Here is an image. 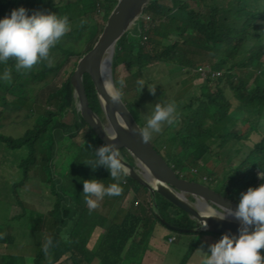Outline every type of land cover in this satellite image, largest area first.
<instances>
[{
  "label": "trees",
  "instance_id": "trees-1",
  "mask_svg": "<svg viewBox=\"0 0 264 264\" xmlns=\"http://www.w3.org/2000/svg\"><path fill=\"white\" fill-rule=\"evenodd\" d=\"M59 1L0 0V17L24 6L29 13L39 10L67 16L70 25L50 50L51 65L40 61L25 71L15 69L14 58L0 63V74L8 70L11 77L9 81L0 79V118L15 114L12 118L22 123L20 135L0 133V143L10 150L26 149V155L17 162L21 176L11 185L16 206L12 217L25 213L17 190L26 183L30 171L48 186L53 196L51 208L33 220L32 232L42 234V246L31 248L33 252L0 254V264H56L66 252L71 264H89L96 257L97 264H124L123 259L130 261L143 237L161 222L152 211L148 190L128 177L122 180L126 184L124 193H136L128 207L118 204L105 214L88 210L82 181L96 178L107 185L114 181L104 166L92 168L86 164H94L95 150L104 144L75 114L69 86V76L78 58L92 47L116 1ZM169 1L170 5L166 0H149L142 13L148 18L140 17L137 27L117 41L113 80L120 77L115 72L119 65L134 79L135 97L127 96L132 86L126 80L121 96L132 113L149 97L140 95L142 86L137 84L141 79L145 85L148 83L141 77L146 69L162 62L173 65L179 74H190L207 64L211 71L203 78L196 71L195 76L204 79L199 93L179 108V126L165 138L167 154L162 156L178 176L188 180L202 178L194 168L204 166L203 171L215 180L217 187L207 185L238 202L241 192L264 182L259 175L264 174V0H197L205 8L204 13L187 0ZM80 14L87 18L89 15V23L74 27ZM86 27L90 32L83 35ZM215 71L220 74H212ZM83 82L90 107L100 114L93 84L86 73ZM155 89L160 91L161 87ZM232 139L234 142L219 160L220 151ZM63 151L64 159H70L72 165L68 160L58 166L57 159ZM124 154L129 159L125 151ZM205 157L210 159L208 165ZM219 161L224 165L217 173L214 162ZM138 186L145 193L136 191ZM157 208L176 227L189 228L194 224L185 212L160 195ZM46 223H53L52 229L40 232ZM96 226L100 230L94 240L91 232ZM49 239L51 244H47ZM12 242L11 234L0 233V243ZM260 251L264 253V249ZM123 252L127 253L123 256Z\"/></svg>",
  "mask_w": 264,
  "mask_h": 264
},
{
  "label": "water",
  "instance_id": "water-1",
  "mask_svg": "<svg viewBox=\"0 0 264 264\" xmlns=\"http://www.w3.org/2000/svg\"><path fill=\"white\" fill-rule=\"evenodd\" d=\"M149 0H117L108 14L102 30L92 47L77 60L69 76L72 109L97 135L101 142L114 144L120 159L128 168L126 177L145 187L151 199V208L161 224L166 228L183 233L213 232L237 233L239 221L230 215L224 219L200 216L220 211L221 207L235 209L237 202L230 197L195 180L178 176L177 172L157 151L150 140L141 141L137 123L124 101L112 102L104 93L98 66L107 62L108 72L113 79V55L117 41L142 17ZM88 74L95 90L100 114L89 105L85 93L83 75ZM129 155L125 156L124 151ZM157 195L185 212L193 221L189 228L176 227L167 222L157 208ZM205 219L207 227H200ZM252 230V226H249Z\"/></svg>",
  "mask_w": 264,
  "mask_h": 264
},
{
  "label": "clouds",
  "instance_id": "clouds-1",
  "mask_svg": "<svg viewBox=\"0 0 264 264\" xmlns=\"http://www.w3.org/2000/svg\"><path fill=\"white\" fill-rule=\"evenodd\" d=\"M85 22L80 21L81 24ZM69 29L67 16L39 10L29 13L24 6L13 8L9 14L0 17V63L14 58L15 69L25 71L30 70L40 61L46 60L51 65L50 50ZM98 74L104 93L112 102H120L125 84L124 77L121 76L114 81L108 72L107 62L98 66ZM0 79L9 81L11 79L9 71L5 70L0 74ZM145 83L142 79L137 81L139 88ZM148 89L150 92H155L154 85H148ZM176 115L175 101L156 103L146 118L144 126L137 129L141 141L146 142L153 134L160 133L163 124L171 125ZM94 155V164H86L92 168L98 165L104 166L114 182L105 186L100 179L96 178L82 181L84 202L89 211L95 209L104 196L120 195L123 190L122 180L128 175V168L120 159L117 146L114 144L100 146L95 150ZM259 175L264 178V174L259 173ZM226 215L239 221L237 233H217L219 239L208 246L207 254L200 264H264V253L260 251L264 249V182L255 187L249 186L246 191L241 192L235 209L221 207L220 211L200 217L224 219ZM201 221L199 226L206 228V220L201 219ZM249 226H252V230H249ZM170 236L175 239L174 235ZM47 244H51L50 239ZM47 244L45 253H47ZM133 259H135L134 253L131 260Z\"/></svg>",
  "mask_w": 264,
  "mask_h": 264
},
{
  "label": "rangeland",
  "instance_id": "rangeland-1",
  "mask_svg": "<svg viewBox=\"0 0 264 264\" xmlns=\"http://www.w3.org/2000/svg\"><path fill=\"white\" fill-rule=\"evenodd\" d=\"M68 1L71 0H63V2ZM187 1L194 9L199 10V12L201 13H204L205 8H202L203 5L200 2H198L197 0ZM57 2L60 1L57 0ZM166 3L170 5L169 0H166ZM84 6L88 7L89 5L85 4ZM88 18H90L89 15ZM88 18L87 16H84V14H80L79 17L75 20L73 26L75 27L76 25L81 24V20L86 21L85 23H89ZM89 32L90 28L86 27L82 34L87 35V33ZM201 68L204 71L198 72L200 73L201 78H203L205 75L204 72H206V68H208V65L203 64ZM115 72L118 74V76H123L127 82L129 81V84H131L132 88L128 92L127 96L129 98H134L135 96H132L135 94V91L133 89L134 79L129 75L126 69H123L121 65L116 67ZM195 74L196 71H192V73L190 74H179L177 69L173 65H164V63L162 62L154 64L149 69L143 71V73L141 74V77L143 79H146L148 83L146 85H143L142 89L139 90L143 91L142 93H140V95L148 94L149 97L142 100L141 106L138 108V110H132V114L137 119L141 128L144 126L146 118L148 117V115H150L151 110L156 103H164L167 101H175L177 103V115L173 123L171 125L166 123L163 124L161 132L158 134H153L149 139L154 147H156L162 155L167 154V146L163 145L165 138L170 134L171 131L177 129L179 126L178 114L182 110L179 108H181L182 103L189 99L193 94L197 95L199 93V85L204 79H200V77L195 76ZM148 85H154V87L160 86L161 89L160 91L155 89V92L153 93L149 91ZM156 92H158V94ZM14 115L15 114H12V116H9L8 118H0V133L12 136L20 135L22 123H19L18 120L13 119L12 117H14ZM251 139L254 140L255 136L252 135ZM250 141L251 140H247L246 142L250 143ZM233 142L234 139H232L231 142L227 144V146L224 147L222 151H220L221 153L219 160L222 159L224 153L228 149V146H230ZM242 142L245 141L242 139ZM25 155V147H21L17 150H10V148L5 147V145L0 143V233H9L13 236V242L10 243L11 245L0 243V254L3 255L10 254L12 256L16 253L19 254L27 251L33 252L34 250L31 248H38L42 244V234L32 232V227L34 225L33 220L35 219L34 216H38L39 213L47 211L53 204V196L50 193L48 186L44 182H42L37 175L33 174V172L30 171L26 178V183L17 190L18 196L23 201V205L25 206V213L19 217H12L15 213L16 206L14 205V197L11 195V185L21 176V172L17 166V162ZM64 158L65 152L63 151L57 159L58 166H60L61 161H64V164H67L68 160L72 165V161L70 159ZM204 161L205 164L208 165L210 161L209 157H205ZM223 165L224 163H222L221 161L214 162V170L219 173ZM61 168H63V164L61 165ZM203 169L204 166L201 167L200 165H198L196 169L194 168V171L202 176V178L196 176V180H201L204 184L209 183L212 188L217 187V185L215 184V180H210L211 178L207 176ZM188 177L191 176L188 175ZM216 181H218L217 178ZM101 182L105 184V181L101 180ZM123 183L124 181L121 185L123 190L120 195L104 196L99 201L98 206L95 208V210H97L96 212H98L99 214H105L107 210L109 212L111 209L117 207L118 204H123L125 208L130 205L129 201L131 203L136 193H133L132 195V190L128 192L126 191V193H124L126 184ZM129 184L132 185L131 183ZM105 186H107V184H105ZM136 191H142L143 193H145L144 189L140 186H138V190ZM158 224L159 225H155L153 229L149 231L145 238L143 237L140 246L134 250L135 259L137 261H140V264H142L145 260H157L159 257H167V252L164 246L157 243V239H160L161 236L164 237L167 235L165 234L166 232L170 233V235L175 236L176 234L178 236H181V239H184L183 243L188 242L189 244H191L189 246V249L194 248L197 243L196 241L192 242L185 239H187V237H191L192 235L190 234L201 233H183L177 231L174 232L166 229L163 224ZM52 226L53 223H46V225L43 226V230L40 232H48L52 229ZM93 231L94 229L91 233L95 234L97 232V228L94 232ZM218 235L219 234H217L216 236ZM96 236L97 234L95 235V237H93L94 240ZM91 237L92 236L89 237V240L91 239ZM37 240L39 241V243H37ZM180 245L177 246V248H179ZM28 246L29 249L26 248ZM201 248L206 249V245L203 244ZM148 250L151 251L152 254H147L146 252ZM199 253L200 251L197 252V256L199 255ZM185 258H188V256H186ZM1 260L4 261L5 257H2ZM20 261L22 262V259H20ZM96 263V258H93L89 264ZM56 264H71L68 259V253L66 252L64 255H62L57 260Z\"/></svg>",
  "mask_w": 264,
  "mask_h": 264
},
{
  "label": "crops",
  "instance_id": "crops-1",
  "mask_svg": "<svg viewBox=\"0 0 264 264\" xmlns=\"http://www.w3.org/2000/svg\"><path fill=\"white\" fill-rule=\"evenodd\" d=\"M96 228H97V232L95 234L91 233L93 234V237H95V235L99 233L100 227L96 226L94 228V231ZM165 234L167 235L164 237L161 236L160 239H157V243L164 246L167 252V257L165 258L159 257L157 260H145L143 261L142 264H168V263L169 264H200L202 258L207 254L206 251H207L208 246L211 243H214L217 239H219V235L216 236L217 233H213V232H201L198 234H190L192 236L187 237V239L185 240H190L192 242L196 241L197 244L194 246V248L189 249V246L191 244H189L188 242L183 243L184 239H181V236H178L175 234V239L170 242L168 241V237L170 236V233L166 232ZM203 244L206 245V249L201 248ZM179 245L180 247L177 248V246ZM198 251H200V253L197 256ZM126 253L127 252H123V256ZM146 253L152 254V252L149 250ZM186 256H188V258H185ZM96 260H97V257H96ZM123 262L124 264H140V261H137L136 259H133L130 261L123 259Z\"/></svg>",
  "mask_w": 264,
  "mask_h": 264
},
{
  "label": "built area",
  "instance_id": "built-area-1",
  "mask_svg": "<svg viewBox=\"0 0 264 264\" xmlns=\"http://www.w3.org/2000/svg\"><path fill=\"white\" fill-rule=\"evenodd\" d=\"M115 1H117V0H115ZM142 16H143L144 18H148V16H146V15H142ZM197 70H198V71H201V72L204 71V70H202L201 67H198ZM206 72H209V68H206ZM206 72H204V74H205ZM212 74H214V75H219L220 72L216 71V72H212ZM220 236H221V235H220ZM173 239H174L173 236H170V237L168 238L169 241H172Z\"/></svg>",
  "mask_w": 264,
  "mask_h": 264
}]
</instances>
